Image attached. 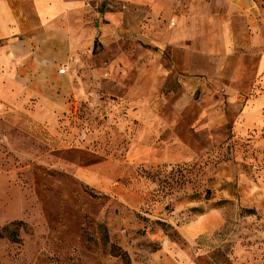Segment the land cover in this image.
I'll list each match as a JSON object with an SVG mask.
<instances>
[{
	"label": "rangeland",
	"instance_id": "rangeland-1",
	"mask_svg": "<svg viewBox=\"0 0 264 264\" xmlns=\"http://www.w3.org/2000/svg\"><path fill=\"white\" fill-rule=\"evenodd\" d=\"M198 1L97 0L91 101L0 118V264H264V0Z\"/></svg>",
	"mask_w": 264,
	"mask_h": 264
},
{
	"label": "crops",
	"instance_id": "crops-1",
	"mask_svg": "<svg viewBox=\"0 0 264 264\" xmlns=\"http://www.w3.org/2000/svg\"><path fill=\"white\" fill-rule=\"evenodd\" d=\"M227 1L229 13L243 16L257 7L255 0ZM96 2L0 0V118L21 124L27 131L34 125L67 119V113L78 108L82 100L91 101L93 93L85 87L79 72L95 75V41L101 34L105 42L121 39L128 31L121 13L110 14L119 25L114 28L90 22ZM197 5L202 6L200 0ZM206 19L201 13L191 14L185 22L188 29L181 32L175 28L171 43H184L192 34L188 31L192 24L201 29ZM171 26L176 27V22ZM109 33L114 35L109 37ZM66 66V73H60ZM55 109L59 116L54 111L52 114Z\"/></svg>",
	"mask_w": 264,
	"mask_h": 264
},
{
	"label": "built area",
	"instance_id": "built-area-1",
	"mask_svg": "<svg viewBox=\"0 0 264 264\" xmlns=\"http://www.w3.org/2000/svg\"><path fill=\"white\" fill-rule=\"evenodd\" d=\"M67 69H68L67 66L64 67L62 70H60V73H62V74H63V73H66Z\"/></svg>",
	"mask_w": 264,
	"mask_h": 264
}]
</instances>
